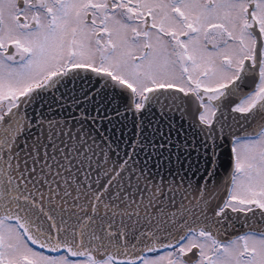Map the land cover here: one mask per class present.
Masks as SVG:
<instances>
[{"label": "water", "instance_id": "95a60500", "mask_svg": "<svg viewBox=\"0 0 264 264\" xmlns=\"http://www.w3.org/2000/svg\"><path fill=\"white\" fill-rule=\"evenodd\" d=\"M253 61L210 98L178 86L133 88L110 72L71 65L27 88L0 115V218L47 252L134 262L204 230L218 240L264 233V208L226 205L233 143L264 126V95L234 108L259 79Z\"/></svg>", "mask_w": 264, "mask_h": 264}, {"label": "rangeland", "instance_id": "374dc122", "mask_svg": "<svg viewBox=\"0 0 264 264\" xmlns=\"http://www.w3.org/2000/svg\"><path fill=\"white\" fill-rule=\"evenodd\" d=\"M175 1L122 0L121 3L132 4L126 10L125 5L120 7L117 4L109 9L106 5L108 0H100L103 5L98 11L100 21L96 15H92L90 22H87L86 12L94 14V11L91 6L85 5V0H79L81 10L75 11L71 6L56 9V21L51 31L45 29L47 27L43 21L40 24V28L48 32L46 36L52 42L50 58L53 64L50 68L62 63L69 55V64H88L111 70L133 88L136 104L150 87L146 85L152 82L174 83L184 91L197 92L202 89L201 95L208 99L218 96L222 85L228 84L235 77L244 58H253L254 36L246 27L248 24L244 10L247 1L218 0L223 8L222 14L224 17L226 15L228 36L217 45L214 40L206 39L212 45L211 48L201 40L203 28L210 21V17L205 15L207 0H180V20L173 16L170 7L166 10L163 5ZM149 11L153 15L150 22L145 20V14ZM257 13H264V3L260 1ZM191 20L195 22L197 32L189 34L188 24H191ZM262 22L264 26V17ZM177 26V32H186L187 36L183 41L186 49L181 50L178 57L160 31ZM146 41L151 45L149 54L143 53ZM45 46L43 40L37 46V54H41ZM134 55H138V58L135 59ZM44 60L47 61L46 54L38 56L37 66ZM41 66L44 67L45 64L42 63ZM45 71V68L35 69L36 76L39 77ZM188 80L202 86H189ZM257 87L239 101V108L247 109L253 99L264 90V65ZM208 99L205 103L203 101L204 110L201 113V117L206 120H210L214 110ZM233 151L236 167L241 166L244 171L242 174L236 173L231 195L258 199L264 203V136L238 138L233 143ZM259 192L261 193L258 194ZM233 206L236 204L231 208ZM17 237L14 236L15 239Z\"/></svg>", "mask_w": 264, "mask_h": 264}, {"label": "flooded vegetation", "instance_id": "af4514ba", "mask_svg": "<svg viewBox=\"0 0 264 264\" xmlns=\"http://www.w3.org/2000/svg\"><path fill=\"white\" fill-rule=\"evenodd\" d=\"M121 1L108 0L106 5L109 9L116 6V4L120 7L125 5L126 10L128 6L132 5L121 3ZM179 1L176 0L175 2H168L163 5L166 10H169L170 7V12L173 13V16L180 20L181 4ZM246 1L244 9L246 23L248 24L246 27L249 32L251 30V33L252 28L254 26L257 27L262 40L260 74L256 87L252 91L254 92L258 88L257 86H259L262 77V66L264 65V26L262 24L264 13L260 15L257 13L259 1L263 4L264 2L262 1L264 0ZM84 3L87 6H91L94 11V14L90 11L86 12L87 22L92 20V15H96L98 21H100L98 11L103 6L100 0H85ZM206 3L207 7L205 9L207 13L205 15L210 17V21L203 28L201 40L207 42L206 46L211 48L212 45L209 41L205 40H214L216 42L215 45H217L224 37L228 36V27L226 15L224 17V14H222L223 8L218 3V0H207ZM78 5H82L79 0H0V115L14 104L18 95L27 88L41 83L53 72L79 64H69V55H67V58L62 63L50 68L53 64L50 58L52 55V42L50 43V38L46 36V33H48L46 30L51 31L56 21V9L71 6L75 11L76 9L81 10V6ZM68 10L70 11V9ZM152 16L150 11L149 13L147 12L145 20L150 22ZM42 21L47 27L45 28L46 30L40 28ZM190 23L188 24L190 26L188 33H196L197 26H194L195 22L191 20ZM177 29L178 26L167 30L160 29V31L163 32L161 34L163 38L170 42L174 55L178 57L181 50L186 49V43L183 44V41L187 36L186 32H177ZM43 40L46 45L44 51L41 54L38 51L39 53L37 54V46H40ZM150 50L151 45L146 41L143 53L149 54ZM42 54H46L47 61L44 60V62H40L37 66L36 58L38 56L41 57ZM134 58L137 59L138 55H134ZM251 61H253V58ZM42 63L45 64L44 67L41 66ZM80 65L90 66L88 64ZM38 68H45L46 70L39 77L36 76L35 72V69ZM94 68L108 71L114 75L111 70L99 67ZM161 85L177 86L170 82H152L146 86ZM188 85L202 86L192 80H188ZM197 93L200 97L204 96L203 94L201 95L202 89L201 91H197ZM263 95L264 90L260 92L256 99H253L252 104L247 109ZM240 102L234 105L235 109H243L238 107ZM259 135L264 136V126L256 135L242 138L257 137ZM235 164L237 163L234 162L232 185L225 204L229 207L236 204L233 208L240 209H247L252 206L264 208V203L258 199H244L231 195L236 173L242 174L244 171V168H241V166L236 167L237 165ZM14 236L18 237L15 239ZM17 241L22 242L18 243ZM0 264H264V233L260 231H247L227 240H218L208 232L198 229L186 234L176 245L170 248L146 253L134 262H117L110 258L92 260L88 257H73L66 252L52 253L36 248L27 241L22 231L14 222L0 218Z\"/></svg>", "mask_w": 264, "mask_h": 264}]
</instances>
